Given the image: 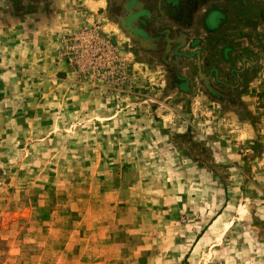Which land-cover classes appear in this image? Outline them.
<instances>
[{"label":"rangeland","instance_id":"374dc122","mask_svg":"<svg viewBox=\"0 0 264 264\" xmlns=\"http://www.w3.org/2000/svg\"><path fill=\"white\" fill-rule=\"evenodd\" d=\"M113 10L0 0V264H264V59L178 89Z\"/></svg>","mask_w":264,"mask_h":264},{"label":"crops","instance_id":"0c3cea01","mask_svg":"<svg viewBox=\"0 0 264 264\" xmlns=\"http://www.w3.org/2000/svg\"><path fill=\"white\" fill-rule=\"evenodd\" d=\"M110 2L113 24L159 54L178 80L175 88L192 91L204 82L215 88L245 74L249 58L264 59V0Z\"/></svg>","mask_w":264,"mask_h":264}]
</instances>
